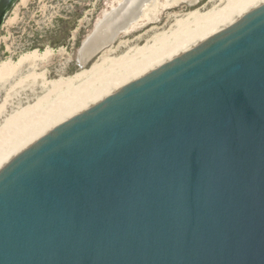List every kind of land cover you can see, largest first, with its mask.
<instances>
[{
	"label": "water",
	"instance_id": "1",
	"mask_svg": "<svg viewBox=\"0 0 264 264\" xmlns=\"http://www.w3.org/2000/svg\"><path fill=\"white\" fill-rule=\"evenodd\" d=\"M0 264H264V3L0 167Z\"/></svg>",
	"mask_w": 264,
	"mask_h": 264
},
{
	"label": "rangeland",
	"instance_id": "2",
	"mask_svg": "<svg viewBox=\"0 0 264 264\" xmlns=\"http://www.w3.org/2000/svg\"><path fill=\"white\" fill-rule=\"evenodd\" d=\"M16 4L5 19V24L0 32V66L3 64L14 65L23 56L35 52L44 54L46 51H50L52 57L45 62L24 63L15 73L5 79H0V133L6 130L14 137H19L23 134L22 131L28 132L26 130H31L34 125L39 126L42 123L40 121H49L52 114L62 110L59 107L64 106L70 99V102L73 103L76 100L74 97L79 96L78 94L84 88L82 82L75 83L71 89L62 88V90L59 89L60 87L56 89L55 86L57 84L66 82L70 78L91 70L94 64H102L103 58H108V64L105 63L96 75L112 72L114 67L112 62H117L125 57H130L132 58L131 60H134L135 52L131 51L135 48L146 49L147 45L152 44L153 39L159 35L160 37L165 36L166 39L169 38V42H173L177 38L176 35L174 36L176 31L173 29L177 24V20L185 18L187 14L197 10H202L201 12L204 14L209 12L217 13L218 9L225 7L217 0H192V2L180 3L178 7L167 8L160 13L158 21L149 22L146 24L147 26L137 29L129 35L119 36L116 43L102 49L101 52L88 61L84 69H81L77 63L78 49H80L85 38L92 33L96 22L100 21L104 13L110 11V8L117 7L119 1L26 0L25 3H22L19 0ZM176 14L179 19L172 17V15ZM69 28H71L70 36L63 40V34ZM121 43L127 44L119 47ZM191 48L189 47V49ZM185 51L187 50L185 49L181 53ZM181 53L176 56L181 55ZM96 75H91V79H95ZM99 85L101 84L97 82L92 87ZM117 89H110L109 94L110 91L114 92ZM106 94L103 95V98L107 96ZM103 98L71 111L66 116L64 114L62 118L58 117V119L56 117L57 120L55 118V122L54 120L50 122L40 135L36 137L33 135L34 138H32L33 136L29 137V140H25L22 144L16 146V149L4 156L0 161V167L28 145L38 140L48 130L55 127L56 124ZM21 124L24 126L22 131L19 128ZM11 141L10 138L9 142Z\"/></svg>",
	"mask_w": 264,
	"mask_h": 264
},
{
	"label": "bare ground",
	"instance_id": "3",
	"mask_svg": "<svg viewBox=\"0 0 264 264\" xmlns=\"http://www.w3.org/2000/svg\"><path fill=\"white\" fill-rule=\"evenodd\" d=\"M25 1L26 0H21L22 3H25ZM118 1H119V6L124 4L125 1L126 4L128 3L127 0H123V1L118 0ZM217 1L225 6L222 9H218L217 13L209 12L204 14L201 12L202 10L201 11L197 10L195 12L187 14L185 18H181V20H177V24L173 28L176 31V33L174 34V32H172L174 36L176 35L177 38H175L173 42H169L168 40L169 38L166 39L165 36L164 38V37H160L159 35L158 37H155L153 39L152 44L147 45L146 49L140 50L138 48H135L133 51H131L133 53L135 52L134 53L135 58H133L134 60H131L132 58L130 57H125L118 60L117 62H112L109 59V61L113 63L111 64L114 65L113 67V71L115 70L114 72L110 71L109 73H103L102 75L98 74V76L96 75L98 72H100V69H102L104 64L107 63L108 61V58H103L102 64L100 65L94 64L91 70L79 74L74 78H70V80L66 82L59 83L56 86L54 85L56 89L60 87L59 89L62 90V88L71 89L75 83L82 82L84 88L81 91L84 93L82 92L79 93L77 91L79 93V94L77 93L79 96L75 95L76 97L74 98L76 100L73 101V103L70 102L71 99L69 100L68 98L69 101L64 106L59 107V109L60 108L62 109L61 111L59 110L54 114H52L51 115L52 117H50L51 119L49 121L48 120L47 121L43 120L44 122L40 121L42 123H40V125L38 124L39 126L34 125L36 127L33 126L31 130H26L28 131L26 133L25 131H22L24 129V126L23 124H21L19 128L21 129L20 131H22L23 134H21L19 137H14L12 134L10 135L9 132H6V130L4 129L5 131L0 133V161L9 152L16 149L17 148L16 146L22 144L27 139L29 140V137H32L33 135L35 137L40 135V133L45 129V127H48V124H50V122H53V120L55 122L56 117L62 118L70 114L71 111L84 107L92 101H96L103 98L104 94L106 93H107L106 95L109 94L110 89L112 88L119 89V87L122 86L123 84L131 82L135 78H138L144 75L145 73L149 72L150 70L162 65L167 60L175 58L176 55H178L185 49L188 51L189 47L191 48V46H193L194 44L197 45V43H199L200 41L207 39L208 37L212 36L214 33L218 32V30L229 26V24L233 23L238 18L244 16L246 12L264 3V0H217ZM183 2H192V0H147L144 2L145 5H143L140 10L134 11L133 14L130 16V19L126 20L128 22L122 24L121 27H118L117 32L119 36L129 35L133 33V31L147 26L146 24L149 22L158 21L160 17L159 15L163 10L167 8L178 7L180 3ZM114 10H116L115 7H113L110 12H105L101 20L103 19V17H105L107 20L110 19L114 20V17H112L114 15L113 14ZM172 17L179 19V16L177 14L172 15ZM101 20L97 24H99ZM87 38H85V40ZM126 44L127 43L124 44L121 43L119 47L121 45H126ZM50 57H52V53L50 51H46L44 54L35 52L23 56L22 59H20L14 65L3 64L0 66V79L2 78L5 79L9 75H12L24 63H38V61L45 62ZM109 74L111 75L108 77ZM91 75H96L97 77L95 79L93 78L91 79L90 77ZM89 77L91 80L89 79ZM97 82L100 83L101 85L92 87L93 85H96ZM110 93H112V91H110ZM64 98L67 99L66 97ZM69 102L70 104H68ZM34 136L32 138H34ZM10 138L12 140L11 142H9Z\"/></svg>",
	"mask_w": 264,
	"mask_h": 264
},
{
	"label": "flooded vegetation",
	"instance_id": "4",
	"mask_svg": "<svg viewBox=\"0 0 264 264\" xmlns=\"http://www.w3.org/2000/svg\"><path fill=\"white\" fill-rule=\"evenodd\" d=\"M123 1V0H122ZM128 1V3L126 4V6H127V11H125L126 12V14H127V16H128V14H129V16L130 15H132L133 14V12L135 11V9L137 8V6H138V4H140V3H144L145 1H147V0H127ZM118 6H119V4H118ZM117 6V7H118ZM117 7H115L116 9H117ZM111 9L112 8H110V11H111ZM110 11H108V12H110ZM107 12V11H106ZM102 16V15H101ZM105 17H103V19H104ZM101 19V18H100ZM99 21V20H98ZM97 21V22H98ZM97 22H96V24H95V26H94V28L96 27V25H97ZM94 30V29H93ZM70 32H71V28H69L63 35H64V38H63V40H65V39H67L69 36H70ZM93 32V31H92ZM78 53H79V49H78ZM78 63V62H77ZM80 67V66H79Z\"/></svg>",
	"mask_w": 264,
	"mask_h": 264
}]
</instances>
